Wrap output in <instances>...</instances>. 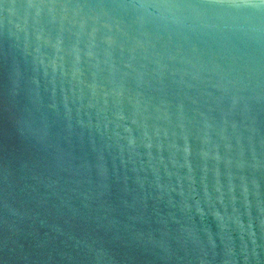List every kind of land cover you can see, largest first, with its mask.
Returning <instances> with one entry per match:
<instances>
[{
	"label": "water",
	"instance_id": "1",
	"mask_svg": "<svg viewBox=\"0 0 264 264\" xmlns=\"http://www.w3.org/2000/svg\"><path fill=\"white\" fill-rule=\"evenodd\" d=\"M0 264H264V0H0Z\"/></svg>",
	"mask_w": 264,
	"mask_h": 264
}]
</instances>
